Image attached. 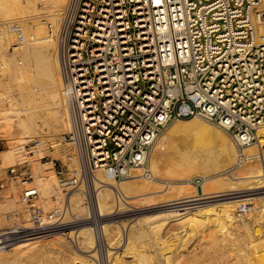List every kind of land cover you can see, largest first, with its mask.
<instances>
[{
  "label": "built area",
  "instance_id": "built-area-1",
  "mask_svg": "<svg viewBox=\"0 0 264 264\" xmlns=\"http://www.w3.org/2000/svg\"><path fill=\"white\" fill-rule=\"evenodd\" d=\"M262 24L264 0H68L57 41L70 118L64 140L79 167L65 175L53 159L62 191L96 170L127 179L140 167L155 178L156 142L184 118L226 131L245 159L264 128ZM7 175L21 182L31 227L1 229L16 231L0 234V248L19 235L61 230L69 201L46 212L27 164L9 166ZM237 200L235 215L253 213L252 201Z\"/></svg>",
  "mask_w": 264,
  "mask_h": 264
},
{
  "label": "bare ground",
  "instance_id": "bare-ground-1",
  "mask_svg": "<svg viewBox=\"0 0 264 264\" xmlns=\"http://www.w3.org/2000/svg\"><path fill=\"white\" fill-rule=\"evenodd\" d=\"M25 1L24 3L23 0H0V17L4 18L3 21L1 20L2 23L0 24V65H13L12 69L14 70L13 74L15 77V83L11 78V83L13 82L14 84H10L15 90L12 89V91H7L0 95V140L6 143L5 148L0 150V168L23 162L32 163L36 175V185L38 189H41L40 192H42L41 194L43 197L48 198L46 200L48 202L51 199H61L64 195L62 189L59 188L60 186L58 187L53 157L58 155L66 161L70 167H79L76 150L71 146V148L66 147V149L60 147L63 141L66 142L64 140V133L67 129L68 131L70 129V118L67 103L62 95L61 63L58 55L57 36L60 30L62 14L68 0ZM40 2L43 4V6L41 5L42 7L38 5ZM47 21H49L52 26L50 31L46 27ZM16 27H20L18 33L22 32V37H18V39H20V45L16 46L14 54L12 55L11 53L9 56L7 44L14 39V33L11 31H15ZM260 31L261 34H263L260 42H263L264 24L260 26ZM23 32H26V36ZM24 37H26V39ZM18 94L20 95L21 101V96L23 97L24 105H26L27 102L28 105H23V102L18 98ZM24 98H26V101L27 99L29 101L26 102ZM19 101L21 102V107L18 106ZM22 105L24 107H22ZM1 106L5 108L1 109ZM257 135L258 142L245 147L243 153L246 155V158L240 160L239 150L226 131L199 117L184 118L170 125L156 142L150 160L152 175L155 178L145 176L143 174V169L140 167H136L132 170V180L130 179L129 181L124 179L119 183L117 179L114 178L112 169L96 170L89 173L91 185L93 181L91 190H93L92 196H94L92 199L95 205V217L97 222H103L100 232L108 245L106 249L107 255L112 252L109 247L114 248L112 244L119 246L123 239H125L124 243L127 246L123 248L125 250L130 248L132 250L127 254H131L134 257L135 261H137L136 264H157L153 262V260L157 259L155 256V259L153 258L152 260L151 256L148 258L145 252L139 251V249L137 250L134 246L136 239L143 235H149V237L151 236L153 239L154 236H158V239H160V243L156 247V252L158 253L159 250L161 251L159 253L163 260L166 261L167 259L168 261L171 255L173 258L175 254H178V258L184 256V258H179L183 259V264H190L186 261L188 259H186L185 256L188 255V258H192L190 255L196 254L194 245H192L194 239L190 238L188 239L189 241H186L187 244H184L183 237L195 227L198 229L199 225H201L200 227L204 230L213 228L215 238L217 236L220 238L222 234L223 238L220 240L228 243L233 241V235H236L235 237H241V233L247 232V236L250 235V237L246 240L247 242L245 244L250 247L251 250L253 249L255 250L254 252L257 253L256 249L259 251L262 247L264 248V241H262L264 236L259 237L260 234L258 233L262 229L260 228L257 232L259 234L257 237L251 234L254 230L252 227L255 225L254 227L257 229L254 231H256L258 230V226L256 225L259 224L261 227L263 226V233L261 235H264V128L258 129ZM58 139L63 140L57 141ZM31 143H35V145L27 147V144L29 145ZM66 143L69 145L68 142ZM48 146H50L52 154H49L47 151ZM71 149L73 150L70 151ZM163 150L164 152L161 153L160 151ZM159 171L161 173L164 171L168 177L166 175L164 176V174L156 175ZM142 175H144L147 180L144 177L143 180L141 177ZM186 175L187 177L189 175H194L195 177L192 179L190 178L191 180L188 178V180L183 181V179H187V177H185ZM196 178L203 179L201 185L204 193L202 195L204 196H199L197 194V183L194 181ZM197 182L199 183V181ZM181 183L190 184L181 185ZM98 184L101 185L99 186ZM82 185L83 184L76 189L77 192L75 196H77L80 191H83L84 187L82 188ZM161 193L163 195L162 197L152 198L154 194L159 196ZM236 194L255 196L254 201L252 200L255 208L253 213L248 217H240L234 214V205L238 201L237 198H235L237 197ZM141 195L144 197L147 196L148 198L146 199L154 201L153 203H157L158 199L163 198V202H165L162 204V207H166L169 210L167 209L168 211L165 210L166 212L164 211L163 213H155L157 207L152 208L150 206L151 208H145L141 211L144 215L138 217L139 220L137 221H125L122 223L117 221V219H112L119 216V212H135L136 208L128 207V199ZM223 195L230 196L223 197ZM213 197L219 199L210 202ZM248 197L245 199L248 200ZM18 198L17 194L15 196H5L4 199L0 201V216L2 213H7L10 223L19 224L22 221L24 211L22 203H18L20 200ZM137 199L139 200L137 201L135 199L136 202L140 203L141 198L139 197ZM69 203L72 204L70 198ZM133 204L135 205V203ZM85 207L83 199L79 205H76L75 209L81 211ZM72 211L74 212V210ZM109 214H111V217H109ZM107 215L109 216L106 217ZM171 221L178 222L180 226L184 228L181 232L171 231L173 234L170 235L180 237V240L177 239V246H173V248H171L172 244H168L170 236L168 237L169 239L163 238L164 233H167V226ZM85 222L86 221L81 223ZM26 224L28 227H31L29 222ZM126 226L130 227V231L126 233L125 236V232L123 233V231ZM171 228H173V226ZM75 231H78V235L80 236L78 243H80L81 246H78L80 247L79 251L85 252L86 255L81 254L82 256H78L79 254H73L72 261L61 262L60 264H97L93 258L89 257H94L96 252H87L91 250L89 249L90 247L94 248L98 243V235L94 228L90 224H84L80 226L79 230ZM72 232L63 231L61 233L66 235L72 234ZM255 233L253 232V234ZM62 234H60V231L44 233L39 234V236H37L38 238L36 237L28 241V244L21 243V245L17 242L19 246H17L16 252L25 253L27 250L29 251V249L41 246L43 241L48 237ZM71 236L72 235H70V237ZM244 236H242L243 240ZM210 237H212V235ZM50 241L52 242L53 240ZM11 245H13V243H11ZM56 245L59 246L58 244ZM169 248L171 249L167 250ZM250 248H248V250ZM6 251L7 250H2V248H0V254L3 255ZM263 251H259L260 253H257L256 256H249V258L246 255L247 261H249L248 263L264 264ZM214 252V255H210L211 261L208 260L211 264H214L216 260L217 262H215V264H224L225 260H227V264L235 263V261L231 262L233 258L232 254V257L230 256L231 260H224L223 255L216 254V251ZM225 253L227 252L223 254ZM239 255L240 254L236 256L239 257ZM194 256L195 255H193V257ZM210 257L208 259H210ZM117 258L112 260L109 264H117ZM200 258L196 259H198L199 262L205 259ZM12 259L14 260L13 257ZM149 259L152 261L150 262ZM180 261H170L168 264H175ZM189 261H191L190 258ZM196 261L197 260H195V263H197ZM202 263L210 264L205 262Z\"/></svg>",
  "mask_w": 264,
  "mask_h": 264
},
{
  "label": "rangeland",
  "instance_id": "rangeland-1",
  "mask_svg": "<svg viewBox=\"0 0 264 264\" xmlns=\"http://www.w3.org/2000/svg\"><path fill=\"white\" fill-rule=\"evenodd\" d=\"M23 2L25 3L26 1L25 0H23ZM42 2H40L38 5L39 6H43V4H41ZM41 6V7H42ZM0 15H1V13H0ZM20 19V18H19ZM4 20V18H2V17H0V24L2 23V21ZM47 23V25H46V27H47V29L50 31V29L52 28V26L50 25V23H49V21H47L46 22ZM45 23V24H46ZM0 30H1V26H0ZM20 31V30H19ZM11 32H13L14 33V39H12L11 41H12V43H11V41H10V43L9 44H7L8 45V47H7V52H8V54H9V56H10V54L12 53V55L14 54V50H15V48H16V46H19L20 45V39H18V37L19 36H21L22 37V32H19L18 33V30H15V31H11ZM23 34L25 35L26 34V32H23ZM26 36V35H25ZM25 39H26V37H24ZM55 38V37H54ZM6 45V44H5ZM6 45V46H7ZM9 66V67H8ZM8 66H6V65H0V95H2L4 92L6 93L7 91L8 92H10V91H12V89L14 88H12V86L10 85V84H12L13 82H14V80H15V77H14V70L12 69V66L13 65H8ZM13 77H14V79H13ZM8 78V79H7ZM11 78H12V83H11ZM15 83V82H14ZM13 83V84H14ZM13 90H15V89H13ZM19 95V94H18ZM18 95H16V96H18ZM15 96V97H16ZM18 98H19V100H20V95L18 96ZM1 99V98H0ZM21 99H22V101L21 102H23V105L25 104L24 103V100H23V97L21 96ZM25 99V101H26V98H24ZM19 101V103H18V106L19 107H21V105H20V102ZM27 101H29L28 99H27ZM26 101V102H27ZM6 102V101H5ZM1 104H2V101H1ZM22 105V107H24V106H26V105H28V102L26 103V105H24L23 106ZM5 107H3V106H1V109H4ZM68 132V129H67V131L64 133V135L66 134ZM61 140H63V139H58L57 141H61ZM5 141H1L0 140V150H2L3 148H5ZM30 145H35V143H31V144H27V147H30ZM72 147V145H67V143L66 142H64L63 141V143H61V145H60V147L61 148H63V149H66V147H69V148H71ZM73 149H75L74 147H73ZM73 149H71L70 151H72ZM47 151L49 152V154H52L51 152V148H50V146H48V148H47ZM161 153L162 152H164V150L163 151H160ZM54 156V155H53ZM59 159V161H61L63 164H64V167H65V175H68L69 173H71V171L74 169V167L72 168V167H70L69 165H68V163L66 162V161H64L62 158H60V156H54L53 157V159ZM20 164H27L28 166H29V168H30V171H31V174H32V176H33V184H35L36 185V180H35V172H34V169H33V165H32V163H29V162H23V163H20ZM17 165V164H16ZM7 168L8 167H4V168H0V181L1 182H4V187L3 188H1L0 189V201L1 200H3L4 199V197L5 196H15V195H17L18 194V199H20L19 201H18V203H22V206H23V215H22V221H21V223H19V224H15V223H10V219H9V217H8V214L7 213H2V217L0 216V234H5V233H8V232H10V231H16L15 229H12V230H9L8 232L7 231H1V229H5V228H15V227H28V225L26 224L27 222H29L30 223V218H29V215H28V209H27V207H28V205H27V203H25L23 200H22V197H21V194H22V185H21V182H20V180L19 179H9L8 178V175H7ZM3 169V170H2ZM55 169V168H54ZM4 173H3V172ZM161 171V170H160ZM159 171V173L158 174H156V175H163L164 174V176L166 175L167 177H168V175L164 172V171H162V173ZM55 172H56V170H55ZM56 175H57V181H58V187L60 186L59 185V180H60V175L56 172ZM142 177V179H143V177L147 180V178L144 176V175H142L141 176ZM182 177V176H181ZM185 177H187V175L185 176ZM195 176L194 175H189L188 177H187V179H183V181L184 180H188V178L190 179H192V178H194ZM132 176L131 177H129V178H127L126 180H129L130 181V179L132 180ZM190 179V180H191ZM201 179V180H200ZM121 180H124V179H117V181H118V183L119 182H121ZM144 180V179H143ZM166 180H170V179H166ZM202 178H196V179H194V181L195 182H197V181H199V186H200V192H197V194L200 196V195H202V194H204L203 193V189H202V185H201V182H202ZM182 181V180H181ZM189 185L190 183H181V185ZM92 185H93V181H92ZM91 185V182H90V177L88 176V178H87V180L83 183V185H82V188H83V191L81 192L80 191V193H78V195L77 196H75V193L77 192L76 191V189H74V190H72V191H70L69 193H64V195L61 197V199H59L58 198V200H57V198H56V200H53V199H51V200H49L48 202L46 201L48 198H44L43 197V195L41 194L42 192H40V190L41 189H38L39 190V195H38V199H37V202L43 207V209L46 211V212H49V211H51V210H53L54 208H56V207H59V206H61L62 204H63V201H64V199H67L68 201H69V198H70V202H72V204H70L69 203V205H70V210H69V213H66V216H65V219L62 221V222H64L65 223V225L62 227V228H60L61 230H58V231H54V232H59L60 231V234H62L61 232H63V231H67V232H69V231H71L72 232V230H73V232H72V234H62V235H53V236H50V237H48L46 240H44L43 241V246L41 245V246H39V247H35V248H33V249H29V251L27 250V252H16L17 250H16V248H17V246H19V243L21 244H28L29 242L28 241H30V240H32V239H34V238H36L37 236H39V234H35V235H30V236H25V235H19V236H16V238L14 239V241L12 242L13 243V245L14 246H16V247H14L13 245H11V244H9V245H7V246H5V247H1L2 248V250H7L6 252H5V254H0V264H60L61 262H65V261H68V262H70V261H72L73 260V256L74 255H76V254H79L78 256H82L83 254H85V252H82V251H79L80 250V247H78V246H81L80 245V243H78L79 242V240H80V236L78 235V231H75V230H79V228H80V226H82V225H86V224H90L93 228H94V230H95V232H96V234L98 235V243H97V246L96 247H90L89 249H91V250H88V249H86V250H88L87 252H96L95 253V255H94V257H91V256H89L90 258H93V260L97 263V264H109L112 260H114V259H116L117 257V264H136V262L137 261H135V259H134V257L130 254H127V253H130L132 250L130 249V248H128V250H125L124 248L127 246V245H125V243H124V240L125 239H123V241H122V243H120L119 244V246H117L116 244H112V246L114 247V248H112V247H109V248H111V251L113 252H110V254H108L107 255V248H108V245H107V243H106V241H105V239H103V236L101 235V232H100V228H101V225L103 224V222L102 221H98L97 222V220H96V217H95V205L93 204V199H92V197H94V196H92L93 195V190H91L92 189V186ZM99 185V184H98ZM101 185V184H100ZM99 185V186H100ZM192 185V184H191ZM37 186V185H36ZM97 186V185H96ZM119 187V186H118ZM38 188V187H37ZM60 188V187H59ZM63 192V191H62ZM237 195V197H235V198H238V196H240V197H242V198H247L248 196V201L250 200V201H254V199H255V196H250V195H239V194H236ZM75 196V197H74ZM143 195H141V196H139L141 199H140V203L139 202H136V200L138 201L139 199H137V198H139L138 196L137 197H130L128 200V202H129V205L128 204H126V205H128V207H132V208H136V211L135 212H133V213H129V212H126V213H123V212H119V216H116V217H114V218H112V219H117V221H120V222H130V221H132V222H134V221H137V220H139L138 219V217H142L143 215H144V213L143 212H141L142 210H144L145 208L147 209H149V208H156L155 209V213H163L165 210L166 211H168L169 209L168 208H166V207H162V204L165 202H163V198H160V199H158V202L157 203H153L154 201H152V200H149V199H146V198H148L147 196L146 197H142ZM163 195H162V193L161 194H159V196L158 195H153L152 196V198H154V197H162ZM202 196H204V195H202ZM228 196H230V195H228ZM228 196H226V195H223V197H228ZM247 196V197H246ZM220 197H222V196H220ZM84 199V204H85V208L83 209V210H77V209H75L76 208V205H79L80 203H81V201ZM130 199H131V201H130ZM136 199V200H135ZM144 199V200H143ZM151 199V198H150ZM205 199V198H204ZM214 199V200H213ZM213 199L212 200H210V202H214V201H217L219 198H217V197H213ZM217 199V200H216ZM41 200V201H40ZM53 200V201H52ZM135 200V201H134ZM143 200V201H142ZM159 200H160V202H159ZM161 200H162V202H161ZM132 201H133V203H135V205L132 203ZM142 201V202H141ZM42 202V203H41ZM48 204H47V203ZM152 202V203H151ZM209 202V201H208ZM50 203V204H49ZM133 205H132V204ZM138 203V204H137ZM147 203V204H146ZM204 203V202H203ZM206 203V202H205ZM149 204H152V205H149ZM157 204H159V205H157ZM49 207H48V206ZM73 205V206H72ZM154 205H155V207H154ZM75 206V207H74ZM151 206V207H150ZM73 209H72V208ZM125 208H127V207H125ZM159 208V209H158ZM165 208V209H164ZM91 209V210H90ZM168 209V210H167ZM72 210H74V212L72 211ZM77 210V211H76ZM157 210V211H156ZM165 211V212H166ZM154 212V211H153ZM153 212H151V213H153ZM151 213H147V214H151ZM127 214V215H126ZM5 215V216H4ZM110 215V216H109ZM109 215H107L106 217H111V214H109ZM114 215V214H113ZM163 215V214H162ZM137 218V219H136ZM72 219V220H71ZM124 220V221H123ZM75 221V222H74ZM80 221V222H79ZM84 221H86L85 223H81V222H84ZM168 221V220H167ZM23 222V223H22ZM26 222V223H25ZM71 222V223H70ZM73 222V223H72ZM102 222V223H101ZM140 222H142V221H140ZM175 221H171L170 223H169V225L167 226V233H164V235H163V238H168L169 236V241H168V244H172L171 246V248H173V246L175 247V246H177L176 244H178V240H180L179 238L180 237H178V236H176V235H170V234H173V232L175 231V232H181L184 228L182 227V226H180V224L178 223V222H175ZM172 223V224H171ZM138 224H140V223H138ZM175 225H179V226H175ZM173 226V228H171V227ZM198 226V225H197ZM201 225H199L198 226V229L195 227L192 231L191 230H189V231H191V232H189L188 234H186L185 235V237H183L184 238V240H183V242H184V244H187L186 243V241L188 240V239H190V238H193L194 239V242L192 243V245H194V250H195V253L196 254H193V255H195L196 256V258H200L201 256V258L200 259H203V258H205V259H203V260H200V262L198 261V259H196L195 258V256L193 257V255H190V256H192V258L191 257H189L190 258V260L191 261H189V258L187 257L188 255H186L185 256V258L186 259H188V260H186L187 262H189L190 264H203L202 262H205V263H210L211 264V262H209V261H211V257H210V255L212 256V254L214 255L215 254V252L214 251H216L217 253L216 254H221V255H223V258H224V260L225 259H228V260H231V257L233 256V258H232V260H231V262L232 261H235V263L234 264H249L248 262L249 261H247V258H246V255L248 256V258H249V256L251 257L252 255L253 256H256V254L258 253H260L259 251H263V247L261 248V249H259V251H258V249H256V251H257V253L256 252H254L255 250H251V248L250 247H248L245 243L247 242L246 240H248V238L250 237V235H248L247 236V232H245V233H241V237L240 236H238V237H235L236 235H233L232 237H234V238H232V240L233 241H230L229 243L228 242H222L220 239L221 238H223V236H222V234H221V236H220V238H219V236H217L216 238H215V233H214V229L213 228H209V229H206V230H204L202 227H200ZM255 226V225H254ZM252 227V228H254V230L255 229H257V228H255V227ZM256 226H258V230H256V231H252L251 232V234L252 235H254V236H258L259 234H260V236L259 237H263L264 235H261L262 233H263V226L261 227V225H256ZM74 228V229H73ZM170 228V229H169ZM262 229L261 231H259V229ZM169 229V230H168ZM195 229H197V230H195ZM203 231H201V230ZM130 231V227H128V226H126V227H124V231H123V233L125 234V236H126V233H128ZM166 231V230H165ZM169 231V232H168ZM171 231H173V232H171ZM194 231V232H193ZM213 233H212V232ZM215 231H216V229H215ZM259 231V232H258ZM209 232H210V235H209ZM253 232L255 233V234H253ZM259 234H258V233ZM261 232V233H260ZM74 233V234H73ZM202 233V234H201ZM31 234H34V233H31ZM190 234V235H189ZM244 234H245V236H247V237H245L244 236ZM27 235H29V234H27ZM70 235H72L71 237H70ZM193 235H194V237H193ZM200 235V236H199ZM212 235V237H210ZM41 236V235H40ZM55 236V237H54ZM57 236V237H56ZM242 236H244V240L242 239ZM42 237V236H41ZM63 237V238H62ZM76 237V238H75ZM157 237V238H156ZM214 237V238H213ZM38 238V237H37ZM53 240L52 242L50 241V240ZM178 239V240H177ZM216 239H217V241H216ZM156 240V241H155ZM176 240V241H175ZM201 240H202V242H201ZM206 240V241H205ZM215 240V241H214ZM102 241V242H101ZM154 241V242H153ZM171 241V242H170ZM189 241V240H188ZM241 241V242H240ZM243 241V242H242ZM245 241V242H244ZM262 241H264V239H262ZM17 242H19V243H17ZM48 242H50V243H48ZM176 242V243H175ZM213 242V243H212ZM222 242V243H221ZM239 242V243H238ZM44 243H45V246H44ZM58 244L59 246H57L56 244ZM78 243V244H77ZM124 243V244H123ZM160 243V239H158V236H154V239H153V237H149V235H143L142 237H140V238H138V239H136L135 240V242H134V246L137 248V250L139 249V251H142V252H145L146 253V256L149 258L150 256L152 257V260H153V258L155 259V257L157 258L156 260H153V262L154 263H157V264H162V263H164V262H166V263H164V264H168V262H170V261H175L176 262V260L177 261H180V262H177L178 264L180 263V264H183L184 262H183V259H179V258H184V256L183 257H179L178 258V254L176 255L175 254V256L172 258V255L170 256V258H169V260L167 261V259H166V261L165 260H163V258L160 256L161 254L159 253V252H161L160 250H159V252L157 253L156 251V247L158 246V244ZM175 243V244H174ZM17 244V245H16ZM21 244V245H22ZM213 244V245H212ZM148 245V246H147ZM13 246V247H12ZM62 246V247H61ZM139 246V247H138ZM201 246H204V247H201ZM219 246V247H218ZM41 247H43V248H41ZM124 247V248H123ZM142 247V248H141ZM144 247H145V249H144ZM196 247V248H195ZM121 248H123V249H121ZM171 248H169V249H167V250H170ZM203 248V249H202ZM221 250H220V249ZM223 248V249H222ZM248 248H250L249 250H248ZM9 249V250H8ZM158 249V248H157ZM241 249V250H240ZM243 249V250H242ZM66 250V251H65ZM85 250V251H86ZM96 250V251H95ZM124 250V251H123ZM218 250V251H217ZM220 250V251H219ZM236 250V251H235ZM238 250V251H237ZM126 251V252H125ZM129 251V252H128ZM154 251V252H153ZM251 251V252H250ZM92 252V253H93ZM116 252H117V254H116ZM157 254H156V253ZM224 252H227V253H225V254H223ZM236 252V253H235ZM242 252V253H241ZM264 252V251H263ZM14 253H15V255H14ZM112 253V254H111ZM151 253V254H150ZM23 254V255H22ZM74 254V255H73ZM82 254V255H81ZM148 254V255H147ZM200 254H201V256H200ZM229 255V257H228V255ZM231 254H232V256H231ZM238 254H240L239 255V257L238 256H236V255H238ZM251 254V255H250ZM255 254V255H254ZM17 255V256H16ZM22 255V256H21ZM28 255V256H27ZM86 255V254H85ZM84 255V256H85ZM111 255V256H110ZM117 255V256H116ZM174 255V254H173ZM132 256V257H131ZM155 256V257H154ZM198 256V257H197ZM200 256V257H199ZM225 256V257H224ZM231 256V257H230ZM244 256V257H243ZM12 257L14 258V260L12 259ZM17 257V258H16ZM109 257V258H108ZM114 257H116V258H114ZM162 259H161V258ZM175 257H177V258H175ZM210 257V259H208ZM237 257V258H236ZM24 258V259H23ZM111 258V259H110ZM122 258V259H121ZM130 258V259H129ZM175 258V259H174ZM235 258V259H234ZM253 258V257H252ZM5 261H4V260ZM127 259V260H126ZM134 259V260H133ZM172 259V260H171ZM179 259V260H178ZM193 259H195V260H197L196 262L197 263H195V260H193ZM242 259V260H241ZM8 260V261H7ZM10 260H11V262H10ZM122 260H123V263H122ZM125 260V261H124ZM132 262H130V261ZM152 260H150L149 259V261L151 262ZM161 260V261H160ZM185 260V259H184ZM209 260V261H208ZM28 261V262H27ZM160 261V262H159ZM163 261V262H162ZM186 261H185V263H186ZM202 261V262H201ZM207 261V262H206ZM222 261H223V259H222ZM226 261L227 260H225L224 261V264H227L226 263ZM238 263H237V262ZM4 262V263H3ZM152 262V263H153ZM174 262V263H175ZM193 262V263H192ZM215 262H217V260L215 261ZM215 262H214V264H215ZM219 262V261H218ZM264 262V261H263ZM177 263H175V264H177ZM219 264V263H218Z\"/></svg>",
  "mask_w": 264,
  "mask_h": 264
},
{
  "label": "crops",
  "instance_id": "crops-1",
  "mask_svg": "<svg viewBox=\"0 0 264 264\" xmlns=\"http://www.w3.org/2000/svg\"><path fill=\"white\" fill-rule=\"evenodd\" d=\"M197 192H200V186H199V183L197 184Z\"/></svg>",
  "mask_w": 264,
  "mask_h": 264
}]
</instances>
